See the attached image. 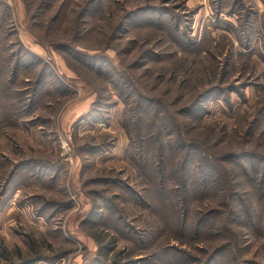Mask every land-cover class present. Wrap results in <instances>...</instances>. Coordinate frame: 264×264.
I'll return each instance as SVG.
<instances>
[{"label":"rangeland","instance_id":"obj_1","mask_svg":"<svg viewBox=\"0 0 264 264\" xmlns=\"http://www.w3.org/2000/svg\"><path fill=\"white\" fill-rule=\"evenodd\" d=\"M0 57V264H264V0H0Z\"/></svg>","mask_w":264,"mask_h":264},{"label":"trees","instance_id":"obj_2","mask_svg":"<svg viewBox=\"0 0 264 264\" xmlns=\"http://www.w3.org/2000/svg\"><path fill=\"white\" fill-rule=\"evenodd\" d=\"M0 58L2 59V57H0ZM5 84L6 83H4V82L1 83V85H3V86ZM0 107L2 109V113L0 112V129H4L7 126H13L11 122L6 124L7 123V119L9 118V113H11L13 115L12 110H11L12 108L9 107L8 105L0 106ZM9 109L11 111H7ZM133 111H134V109H133ZM2 118H4V119H2ZM139 118H141V117H139ZM150 120H152V117H150ZM132 129L136 130V128L129 126V124H128L127 127H125V130L128 133ZM154 136H155L154 134L150 135L147 138V140L150 139L151 141H154L156 139V138H154ZM156 136L158 138V140H157L158 147L157 148H158V152H159V154L157 156V159H158V162H160L161 161V157H162L161 149H164V147H166L167 139L162 140L161 137H163V135L161 133H159V132H157ZM160 139H161V141H160ZM187 146L188 145H186V147ZM188 148H190V147H188ZM192 157L193 156L191 155V152L188 153V155L186 157V162L184 163V167H183V173H184V176H185V182H184V185H183V191L185 193V198L187 200H188L191 192H195V194H197V195L204 196V195H208V194L213 193L219 187L224 192L223 196L225 198H230V197L233 196V194H234V185L229 184V182H227L225 178H221V182L219 183V186H217V183L215 182V177H214L215 173L212 174L211 171H205L203 169V170L200 171V175H201L202 179L200 177H197L196 170H199V167L201 169L202 166H204L205 164H200L199 161H198L197 165L199 167L197 165L194 166L193 161L191 162V160H193ZM3 164H4V162L0 161V165L3 166ZM209 166H211V168L214 169L217 172V176L216 177L219 178L220 173H221V168H219V170H218L217 169V164L215 162L214 163H210ZM250 167H254V165H250ZM195 168H196V170H195ZM254 170L255 171L261 170V174H262L261 178L263 179V181L262 182L261 181L258 182V184L254 186V188L256 189V192L259 194V195H257V198L260 200V202L264 203V201H263L264 200V168L260 169V167H258V168L256 167V169H254ZM241 172L244 175V177L245 176H247V177L249 176L248 172H247V168H241ZM158 186H159L160 191L162 192L163 185L158 184ZM173 194L175 195L176 192H173ZM185 207L186 208L183 207V212L187 211V205ZM228 208H229V211L231 212V208L232 207L229 206ZM249 213H251V212H248V211L244 212V214L247 217H249Z\"/></svg>","mask_w":264,"mask_h":264},{"label":"crops","instance_id":"obj_3","mask_svg":"<svg viewBox=\"0 0 264 264\" xmlns=\"http://www.w3.org/2000/svg\"><path fill=\"white\" fill-rule=\"evenodd\" d=\"M9 115L11 116V113H9ZM17 126V124H16ZM15 125L13 126H7L4 129H0V146H2V150H0V161L4 162L3 166L0 165V174L3 175L4 177V182H3V196L1 197L0 200V210L2 211L6 204H7V194L8 196L11 194V192H13L12 190L15 188L14 186H17V188L19 187L18 190L23 188L22 185V179L17 178L18 180L15 179V177H10L12 175V172H9L7 174V170L9 169V167L7 168L8 165H10V160L8 159V156H10L13 153V149H12V143L9 141L8 138H5L4 133L7 131H12L13 127H16ZM8 162V163H7ZM8 175V177H7ZM15 190V199L17 198V196H19V191ZM11 201V199L9 200Z\"/></svg>","mask_w":264,"mask_h":264},{"label":"built area","instance_id":"obj_4","mask_svg":"<svg viewBox=\"0 0 264 264\" xmlns=\"http://www.w3.org/2000/svg\"><path fill=\"white\" fill-rule=\"evenodd\" d=\"M61 147H62V149H66L67 151H69V146H68V144L67 143H63L62 145H61Z\"/></svg>","mask_w":264,"mask_h":264}]
</instances>
